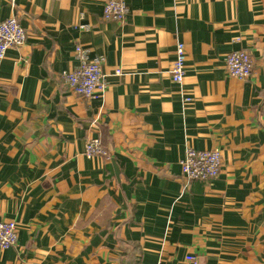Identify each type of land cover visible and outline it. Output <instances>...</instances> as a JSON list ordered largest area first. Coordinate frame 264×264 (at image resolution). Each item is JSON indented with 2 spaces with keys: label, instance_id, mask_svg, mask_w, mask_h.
Instances as JSON below:
<instances>
[{
  "label": "crops",
  "instance_id": "crops-1",
  "mask_svg": "<svg viewBox=\"0 0 264 264\" xmlns=\"http://www.w3.org/2000/svg\"><path fill=\"white\" fill-rule=\"evenodd\" d=\"M107 1L0 0L27 34L0 61V219L19 226L0 264H264V0H125L123 21ZM78 44L103 59L96 99L62 76ZM188 147L221 151L213 181L184 182Z\"/></svg>",
  "mask_w": 264,
  "mask_h": 264
},
{
  "label": "built area",
  "instance_id": "built-area-1",
  "mask_svg": "<svg viewBox=\"0 0 264 264\" xmlns=\"http://www.w3.org/2000/svg\"><path fill=\"white\" fill-rule=\"evenodd\" d=\"M129 8L125 0H108L103 9V17L106 20L123 21L127 17ZM27 38L25 29L17 16H10L0 23V61L6 57L8 49L21 46ZM78 65L63 73V78L72 93L85 100L96 99L107 88L103 59L100 56L90 58L89 50L78 44L76 46ZM187 50L183 42L176 44V58L171 68V80L182 84L186 75ZM225 69L229 75L242 80H247L253 73V60L246 50H237L229 53L225 59ZM120 74L118 70L116 72ZM191 97H185L190 101ZM86 155L109 158L110 153L104 148L99 138H91L86 145ZM185 182L210 181L215 179L222 171L223 159L219 149L197 150L188 147L181 161ZM19 239V226L17 221L0 219V249L17 247ZM194 264L197 258L190 256ZM156 264H165L163 260Z\"/></svg>",
  "mask_w": 264,
  "mask_h": 264
},
{
  "label": "rangeland",
  "instance_id": "rangeland-1",
  "mask_svg": "<svg viewBox=\"0 0 264 264\" xmlns=\"http://www.w3.org/2000/svg\"><path fill=\"white\" fill-rule=\"evenodd\" d=\"M183 179H184V182H185V178H184V175H183ZM214 179L210 180V181H203V182H211L213 181ZM186 183V182H185Z\"/></svg>",
  "mask_w": 264,
  "mask_h": 264
}]
</instances>
